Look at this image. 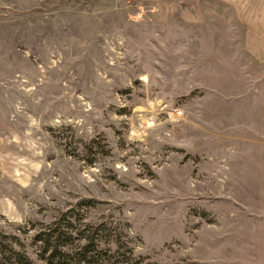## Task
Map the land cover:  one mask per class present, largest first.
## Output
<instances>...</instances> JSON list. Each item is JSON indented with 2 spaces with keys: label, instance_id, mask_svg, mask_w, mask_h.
I'll list each match as a JSON object with an SVG mask.
<instances>
[{
  "label": "rangeland",
  "instance_id": "374dc122",
  "mask_svg": "<svg viewBox=\"0 0 264 264\" xmlns=\"http://www.w3.org/2000/svg\"><path fill=\"white\" fill-rule=\"evenodd\" d=\"M72 210L93 264H264V0H0V233Z\"/></svg>",
  "mask_w": 264,
  "mask_h": 264
},
{
  "label": "trees",
  "instance_id": "16d2710c",
  "mask_svg": "<svg viewBox=\"0 0 264 264\" xmlns=\"http://www.w3.org/2000/svg\"><path fill=\"white\" fill-rule=\"evenodd\" d=\"M137 1L127 0L129 4ZM84 203L91 208L95 201ZM80 216L77 210L63 213L47 230L35 236L39 244L37 260L24 252L14 238L7 241L8 236L0 233V264H93L110 253L118 254L124 247V242L114 243L121 235L111 234L113 228L109 218L92 225L82 223ZM112 244L116 247L110 248Z\"/></svg>",
  "mask_w": 264,
  "mask_h": 264
},
{
  "label": "built area",
  "instance_id": "2783aa9c",
  "mask_svg": "<svg viewBox=\"0 0 264 264\" xmlns=\"http://www.w3.org/2000/svg\"><path fill=\"white\" fill-rule=\"evenodd\" d=\"M171 114H172V116H171ZM168 118H169V120H171L172 122L173 121H177V123H178V121L180 122L181 120H184L185 118H186V115H185V113L183 112V111H181V110H175V111H173V113H169L168 114Z\"/></svg>",
  "mask_w": 264,
  "mask_h": 264
},
{
  "label": "crops",
  "instance_id": "0c3cea01",
  "mask_svg": "<svg viewBox=\"0 0 264 264\" xmlns=\"http://www.w3.org/2000/svg\"><path fill=\"white\" fill-rule=\"evenodd\" d=\"M260 1H263V0H260Z\"/></svg>",
  "mask_w": 264,
  "mask_h": 264
}]
</instances>
